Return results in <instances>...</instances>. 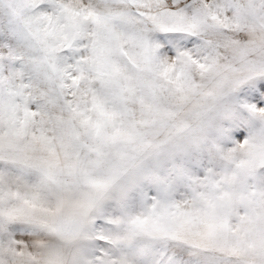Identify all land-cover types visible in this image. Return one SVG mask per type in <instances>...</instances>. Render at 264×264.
Listing matches in <instances>:
<instances>
[{"label":"snow or ice","instance_id":"obj_1","mask_svg":"<svg viewBox=\"0 0 264 264\" xmlns=\"http://www.w3.org/2000/svg\"><path fill=\"white\" fill-rule=\"evenodd\" d=\"M0 264H264V0H0Z\"/></svg>","mask_w":264,"mask_h":264}]
</instances>
